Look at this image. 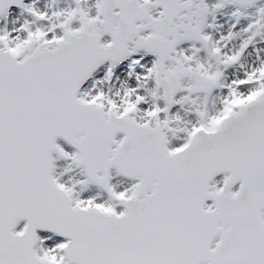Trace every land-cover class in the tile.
<instances>
[{
  "label": "snow or ice",
  "instance_id": "1",
  "mask_svg": "<svg viewBox=\"0 0 264 264\" xmlns=\"http://www.w3.org/2000/svg\"><path fill=\"white\" fill-rule=\"evenodd\" d=\"M0 264H264V0H0Z\"/></svg>",
  "mask_w": 264,
  "mask_h": 264
}]
</instances>
